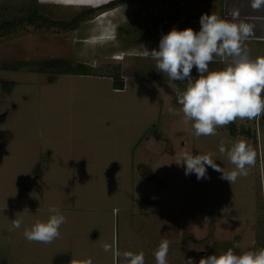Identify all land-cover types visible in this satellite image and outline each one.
<instances>
[{"label": "rangeland", "instance_id": "374dc122", "mask_svg": "<svg viewBox=\"0 0 264 264\" xmlns=\"http://www.w3.org/2000/svg\"><path fill=\"white\" fill-rule=\"evenodd\" d=\"M204 4L128 0L76 30L28 27L0 38V264H53L60 252L73 254L72 264L83 252L104 264H127L125 251H142L145 264H156L153 252L163 239L172 264L189 258L198 264L234 245L237 253L264 247V136H256L264 118L260 126L237 119L197 138L182 114L167 111H179L175 90L185 84L169 80L142 55L143 47L158 49L156 30L173 28L157 29L163 18L177 13L183 24L175 28H187L184 18L214 13ZM35 8L68 20L89 7L0 0V22ZM55 58L68 60L66 72L40 68ZM119 77L121 89L114 87ZM1 79L15 83L6 91ZM240 139L254 149L255 164L231 185L211 167L208 178L197 180L175 163L178 153L190 150L211 154L231 171L219 145L230 148ZM50 209L66 217L60 236L28 242L24 229L46 221ZM14 219L22 221L20 228H12Z\"/></svg>", "mask_w": 264, "mask_h": 264}, {"label": "clouds", "instance_id": "9594fccd", "mask_svg": "<svg viewBox=\"0 0 264 264\" xmlns=\"http://www.w3.org/2000/svg\"><path fill=\"white\" fill-rule=\"evenodd\" d=\"M253 11L264 8V0H250ZM231 20L221 19L211 13L200 18V29L179 30L173 27L159 40L158 49L143 47L142 55L155 61V69L171 81L185 84L183 90H175L179 111L169 107L170 115L182 114L183 123L190 125L194 136H214L218 127H226L237 119L252 120L264 115V56L251 58L245 41L253 36L254 25L240 20L239 9L230 12ZM219 60L225 66L209 70V65ZM193 69L198 75L193 77ZM219 152L227 155L233 170L225 171L211 154H194L182 150L175 163L183 167L185 175L195 174L197 180L206 179L207 168L221 173V179L234 183L238 177L247 176L248 168L255 164L256 153L244 140H237L226 148L220 142ZM46 221L35 220L30 228L24 229L28 242L51 243L60 236V227L66 217L57 209ZM207 220V218H206ZM22 221L12 220V228L21 227ZM170 243L160 241L154 250L156 264H168ZM234 245L227 250L202 257L198 264H264V247L243 250L237 253ZM105 251L109 246L105 245ZM127 264H145L144 253L125 251ZM185 264H195L189 258Z\"/></svg>", "mask_w": 264, "mask_h": 264}, {"label": "crops", "instance_id": "0c3cea01", "mask_svg": "<svg viewBox=\"0 0 264 264\" xmlns=\"http://www.w3.org/2000/svg\"><path fill=\"white\" fill-rule=\"evenodd\" d=\"M60 1H62V0H60ZM66 1H68L69 3H72V4H74V3L80 4L83 6V8H85V7H96V6H99L103 3L108 2L110 0H66ZM206 4L208 5V7H210V10L214 12L213 14H216L221 19H226V20L232 19L230 12L233 9H239L240 20H243L244 22L251 23L254 25L253 36H251L248 40L245 41V44L247 45V48L250 51L251 58L255 59L258 56H264V8H262L260 11H253L252 8L250 7V0H205V4L203 5V7H207ZM122 5H123V3L119 4L120 7ZM115 8H118V6H116ZM202 9L203 8H201V10ZM111 10L112 9L103 11L102 13L99 14V17H106L107 14ZM160 16H162V15H160ZM180 19H182V17L180 15H178L177 13L170 18H169V16H168V18H163L161 25L157 24V27L160 26V28L158 27L157 29L163 28L164 30L168 31L172 27H179L180 25L183 24V23L181 24ZM186 20H188V24L186 25L187 28L190 27L195 31H199V29H200V18H198V17H194L192 19L191 18L190 19L184 18V24L187 23V22H185ZM111 23H112V21H111ZM102 26H104V24H102ZM109 26H110V24H109ZM107 29L109 30V27H107ZM177 29H179V28H177ZM108 30H106V32ZM180 30H182V29H180ZM167 33H163V31H157L156 30V32L154 34H152V37L155 38V37L167 34ZM224 66L225 65L223 63H221L219 60H217V61L212 63V68L210 70H218V69L223 68ZM263 118H264V115H261V116L255 118V122L257 123L256 126H258V122H259V126H260V120ZM248 123H249V120L245 119V124L247 125ZM258 129L259 128H256V136L261 139L264 136V130H261V129L258 130ZM244 130H245V128L243 127L242 131H244ZM248 133H250V129H249ZM79 255H82L83 258L78 259V263H76V264H104V262L95 260L94 258H86V257L84 258V256H85L84 252L80 253ZM52 259H53V264H72L73 260H74V256H73V254H71L69 252H66V253L60 252L59 255L53 257ZM167 260H168V264H172V261H169L168 258H167ZM92 261H94V262H92Z\"/></svg>", "mask_w": 264, "mask_h": 264}, {"label": "trees", "instance_id": "16d2710c", "mask_svg": "<svg viewBox=\"0 0 264 264\" xmlns=\"http://www.w3.org/2000/svg\"><path fill=\"white\" fill-rule=\"evenodd\" d=\"M128 0H110L106 3H103L96 7H89L80 10L73 17L68 20L65 19H53L48 15H45L37 10V8L32 9L31 12L25 14L24 16H20L16 19H9L0 22V38L15 34L19 31L26 30L28 27H34L37 30L41 29H54L60 31H69L76 30L82 22L93 19L96 15L101 12L108 10L110 8L115 7V5L126 2ZM68 60L64 58H55L51 60L44 61L41 65V69L46 72H56V73H64L65 65ZM80 66H84V64L80 63ZM50 80H53V76L49 77ZM114 87L117 89H121L124 86V81L122 78L119 79L114 78ZM2 80V88L8 91L13 85L14 81L1 79ZM2 116H0V120H2ZM234 132V131H232ZM244 132H247L244 130ZM216 162V161H215ZM218 164V162H216ZM219 165V164H218ZM261 248V247H260ZM253 250V248L251 249Z\"/></svg>", "mask_w": 264, "mask_h": 264}]
</instances>
